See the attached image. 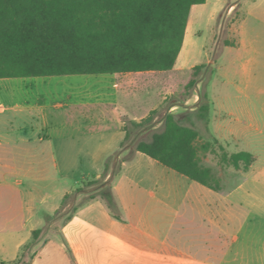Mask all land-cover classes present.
<instances>
[{"label":"crops","instance_id":"1","mask_svg":"<svg viewBox=\"0 0 264 264\" xmlns=\"http://www.w3.org/2000/svg\"><path fill=\"white\" fill-rule=\"evenodd\" d=\"M142 72L0 78L13 100L0 101L2 261L15 259L43 223L34 189L44 155L93 154L99 176L109 155L131 152L126 141L146 125L131 122L157 109L131 101ZM136 154L107 173L116 214L98 195L64 224L77 264H264V164L216 190Z\"/></svg>","mask_w":264,"mask_h":264},{"label":"rangeland","instance_id":"2","mask_svg":"<svg viewBox=\"0 0 264 264\" xmlns=\"http://www.w3.org/2000/svg\"><path fill=\"white\" fill-rule=\"evenodd\" d=\"M179 56L173 70L138 74L131 101H142V105L157 108L158 112L138 135L132 133L126 141L131 152H119L112 158L109 155L106 173H115L123 160H133L136 143L161 131L167 113L183 115L194 111L201 95L207 93L208 120L194 116L186 124L198 130L199 143L210 142L217 150L201 151L202 163L212 168L222 188L231 189L247 171L224 163L223 150L228 154L250 151L256 166L264 164V0H207L193 5ZM194 77L196 85L188 88ZM6 81L0 79V101H13L3 85ZM42 158L46 169L37 167L34 189L37 221H43L35 230L41 231L33 242V230L21 245L19 255L11 261L0 259V264H77L74 247L67 244L62 228L69 215L73 216L81 204L99 191L95 181H106L107 174L103 177L105 171L99 176L93 173L99 165L93 154H46ZM79 187L83 190L77 192ZM66 190L69 196L63 205L66 194L62 199L61 195ZM60 199L56 209L47 211ZM88 256L84 254V260L90 261Z\"/></svg>","mask_w":264,"mask_h":264},{"label":"trees","instance_id":"3","mask_svg":"<svg viewBox=\"0 0 264 264\" xmlns=\"http://www.w3.org/2000/svg\"><path fill=\"white\" fill-rule=\"evenodd\" d=\"M205 2L0 0V78L171 70L183 48L191 9ZM196 83L194 77L187 87ZM157 112L154 109L140 123L131 124L150 123ZM209 113L208 94L204 93L194 111L183 115L167 113L163 129L148 140H140L136 149L192 180L222 189L219 178L200 157L201 151L217 150L210 142L199 143L198 130L186 124L194 116L207 121ZM221 160L248 171L254 155L247 150L232 154L223 150ZM95 182L100 189L90 199L101 196L116 214L117 203L109 180L99 178ZM68 196H64L63 205ZM40 231H33V242Z\"/></svg>","mask_w":264,"mask_h":264}]
</instances>
